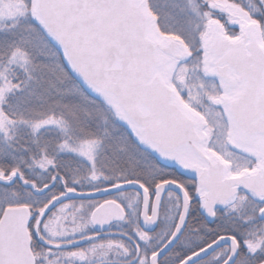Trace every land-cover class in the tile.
Masks as SVG:
<instances>
[{
  "label": "snow or ice",
  "instance_id": "1",
  "mask_svg": "<svg viewBox=\"0 0 264 264\" xmlns=\"http://www.w3.org/2000/svg\"><path fill=\"white\" fill-rule=\"evenodd\" d=\"M0 264H264V0H0Z\"/></svg>",
  "mask_w": 264,
  "mask_h": 264
}]
</instances>
